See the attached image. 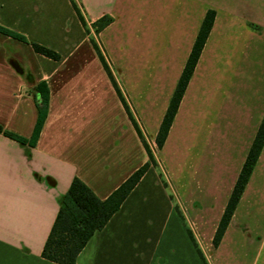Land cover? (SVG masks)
Instances as JSON below:
<instances>
[{
  "label": "crops",
  "instance_id": "obj_1",
  "mask_svg": "<svg viewBox=\"0 0 264 264\" xmlns=\"http://www.w3.org/2000/svg\"><path fill=\"white\" fill-rule=\"evenodd\" d=\"M153 153L143 144L71 0H0V264H59L43 249L74 177L107 198L145 174L76 264H264V146L218 246L213 239L264 116V0H79ZM216 16L161 148L156 138L208 10ZM31 48H27L29 46ZM179 207L183 216L177 209ZM202 250L201 258L189 235Z\"/></svg>",
  "mask_w": 264,
  "mask_h": 264
},
{
  "label": "trees",
  "instance_id": "obj_2",
  "mask_svg": "<svg viewBox=\"0 0 264 264\" xmlns=\"http://www.w3.org/2000/svg\"><path fill=\"white\" fill-rule=\"evenodd\" d=\"M79 19L85 27H88L87 20L82 12L80 5L77 0H71ZM216 16L215 10H208L190 55L187 59L186 65L183 72L179 78L178 84L172 95L170 104L168 106L167 112L162 120L156 143L159 148H161L167 138L173 119L177 113L185 90L191 79V76L195 70L201 52L204 48L206 40L212 29L214 20ZM112 21L110 16H103L96 20L92 27L98 34L105 26H107ZM0 32L9 35L15 39L29 43L35 52L43 54L54 60H60L61 54L46 45L41 43L30 41L28 38L13 29L0 24ZM91 42L96 49L99 58L105 67L115 89L117 90L123 105L125 106L135 128L137 129L139 136L141 137L143 144L150 156L151 161H154L153 153L149 147L145 136L137 123L130 106L122 94L119 85L111 71V68L103 54V51L95 40L94 37L91 38ZM33 99L37 107V120L30 137H25L15 132L9 131L0 124V132L5 135L21 142L28 144L30 146H35L45 120L49 111V98L50 91L48 84L45 81L39 82L36 88L32 91ZM264 146V116L259 125L256 136L253 140L251 148L248 152L246 160L240 171L238 179L235 183L231 196L228 200L226 208L224 210L223 216L220 220L218 228L216 230L213 243L214 246H218L225 230L233 216V213L239 203V200L245 190V187L249 181V178L253 172L255 164L259 158V155ZM150 162H147L140 166L135 172H133L118 188H116L107 198L101 199L92 189L89 187L81 178L74 177L69 189L63 197L62 204L59 208L55 222L51 228L47 241L43 249V256L51 261L59 264H76L77 257L83 248L87 245L90 238L97 230H101L108 223L110 218L120 209L123 201L127 198L132 189L139 182L141 177L145 174ZM177 209L183 216L179 207ZM189 235L191 236L195 246L203 259L206 262L204 254L200 249L195 236L190 228H188Z\"/></svg>",
  "mask_w": 264,
  "mask_h": 264
},
{
  "label": "rangeland",
  "instance_id": "obj_3",
  "mask_svg": "<svg viewBox=\"0 0 264 264\" xmlns=\"http://www.w3.org/2000/svg\"><path fill=\"white\" fill-rule=\"evenodd\" d=\"M77 2H78V4L80 5V7H81V9H82V12H83V14H84V9H83L81 3L79 2V0H77ZM84 27H85V26H84ZM85 29H86L87 33H90V39H91L92 37H94L95 40L97 41V38H96L97 33H96L95 29H94L92 26H90V25H88V27H85ZM0 46H1V42H0ZM28 46H29V45H28ZM27 48H31V47L29 46V47H27Z\"/></svg>",
  "mask_w": 264,
  "mask_h": 264
}]
</instances>
